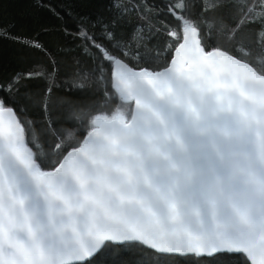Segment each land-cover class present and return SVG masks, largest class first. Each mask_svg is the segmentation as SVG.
<instances>
[{
  "label": "snow or ice",
  "instance_id": "snow-or-ice-1",
  "mask_svg": "<svg viewBox=\"0 0 264 264\" xmlns=\"http://www.w3.org/2000/svg\"><path fill=\"white\" fill-rule=\"evenodd\" d=\"M12 2L0 264H264V0Z\"/></svg>",
  "mask_w": 264,
  "mask_h": 264
},
{
  "label": "trees",
  "instance_id": "trees-1",
  "mask_svg": "<svg viewBox=\"0 0 264 264\" xmlns=\"http://www.w3.org/2000/svg\"><path fill=\"white\" fill-rule=\"evenodd\" d=\"M102 2L106 4L108 0H102ZM51 3L57 4L59 3V0H51ZM26 11H28L27 0H13L11 7L9 8L8 17L10 33L14 34L21 31L18 22L20 19V14L25 13ZM47 19L51 24L55 23V21L51 20V18ZM13 21H16L15 26H13ZM28 34L35 35V33L31 29L28 30ZM39 39L44 42H50L51 37L49 35L41 33ZM17 48L18 45H16L11 39L6 38L4 35H0V71H3L5 61H8L7 68L9 71L24 67L23 64H17L12 60V54Z\"/></svg>",
  "mask_w": 264,
  "mask_h": 264
}]
</instances>
